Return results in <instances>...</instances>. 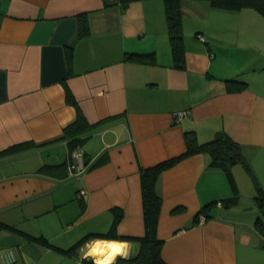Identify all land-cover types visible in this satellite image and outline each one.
Listing matches in <instances>:
<instances>
[{
  "label": "crops",
  "instance_id": "0c3cea01",
  "mask_svg": "<svg viewBox=\"0 0 264 264\" xmlns=\"http://www.w3.org/2000/svg\"><path fill=\"white\" fill-rule=\"evenodd\" d=\"M179 11L182 67L162 0H0V223L23 233L0 229V264H81L96 239L126 241L118 258H135L145 236L141 170L183 154L187 132L200 144L224 132L244 162L230 170L235 189L205 153L161 172L162 260L264 264L254 201L264 194V17L207 0H180ZM226 81L245 87L231 92ZM178 111L188 113L176 120ZM78 114L88 129L72 147L64 129ZM75 149L79 173L69 170Z\"/></svg>",
  "mask_w": 264,
  "mask_h": 264
},
{
  "label": "trees",
  "instance_id": "16d2710c",
  "mask_svg": "<svg viewBox=\"0 0 264 264\" xmlns=\"http://www.w3.org/2000/svg\"><path fill=\"white\" fill-rule=\"evenodd\" d=\"M120 5L123 7L130 3L143 1V0H118ZM164 4V11L167 21V30L169 36V43L171 52L174 57V61L178 67H182V33L180 28V11L179 1L180 0H162ZM211 7L216 10L238 12L243 9H253L264 17V0H207ZM87 33V23L85 19H80V28L78 31L79 36H84ZM142 65H151L154 62L153 56L151 55H129L126 57ZM228 91H240L245 85L236 81H226ZM88 125L83 117L78 114L74 123L70 124L64 129V139H67L72 147L76 146L81 140L82 135L86 133ZM185 152L175 158L164 161L152 167H148L141 170L140 181H141V196H142V208L143 218L145 224V236L138 240L140 244V251L138 255L129 260L118 258L114 264H166L161 258V248L163 241L157 237V226L161 208V198L156 193V183L163 170L172 166L174 163L179 161L181 158L195 154L205 153L210 157V166L219 168L226 173L230 185L235 189L234 181L231 176L230 170L232 166L238 163H243L244 158L242 156V149L240 145L235 143L230 137L224 132H217L214 138L207 143L200 144L195 135L192 132L185 134ZM254 201L262 212H264V194L260 192V195L254 198ZM237 202V197L222 201L225 207L233 205ZM213 204H216L213 203ZM207 205L200 212L196 214V218L203 214L205 220L209 217L206 211L209 209ZM116 217L112 229L117 222ZM0 229L9 230L12 232H19L17 229L8 227L0 223ZM19 234H23L19 232ZM91 235H87L81 241L84 242ZM92 238H102L104 235L94 234ZM30 241H36L39 243H45L42 238H33L26 236ZM65 252V251H64ZM81 264H93L91 258L84 259Z\"/></svg>",
  "mask_w": 264,
  "mask_h": 264
},
{
  "label": "clouds",
  "instance_id": "9594fccd",
  "mask_svg": "<svg viewBox=\"0 0 264 264\" xmlns=\"http://www.w3.org/2000/svg\"><path fill=\"white\" fill-rule=\"evenodd\" d=\"M85 247L87 251L82 259L92 258L93 264H114L117 256L127 257L129 244L126 241L96 239L86 244Z\"/></svg>",
  "mask_w": 264,
  "mask_h": 264
},
{
  "label": "built area",
  "instance_id": "2783aa9c",
  "mask_svg": "<svg viewBox=\"0 0 264 264\" xmlns=\"http://www.w3.org/2000/svg\"><path fill=\"white\" fill-rule=\"evenodd\" d=\"M200 40L203 41V38L200 37ZM187 111H178L176 113L173 114V118L176 120H179L180 118L184 117L185 115H187ZM69 170L71 172H81L83 170V154L82 152L79 151V149H75L72 152L71 155V162L69 164ZM83 193V192H82ZM217 206H221V202H217L216 203ZM205 217L203 215L198 217V222L197 224L202 225L205 222Z\"/></svg>",
  "mask_w": 264,
  "mask_h": 264
},
{
  "label": "bare ground",
  "instance_id": "6f19581e",
  "mask_svg": "<svg viewBox=\"0 0 264 264\" xmlns=\"http://www.w3.org/2000/svg\"><path fill=\"white\" fill-rule=\"evenodd\" d=\"M101 258H103V257H101ZM118 258V256L116 257V259ZM115 262V261H114Z\"/></svg>",
  "mask_w": 264,
  "mask_h": 264
},
{
  "label": "water",
  "instance_id": "95a60500",
  "mask_svg": "<svg viewBox=\"0 0 264 264\" xmlns=\"http://www.w3.org/2000/svg\"><path fill=\"white\" fill-rule=\"evenodd\" d=\"M117 259H118V258H117ZM117 259H116V260H117Z\"/></svg>",
  "mask_w": 264,
  "mask_h": 264
}]
</instances>
